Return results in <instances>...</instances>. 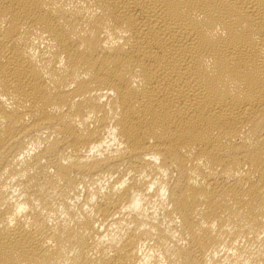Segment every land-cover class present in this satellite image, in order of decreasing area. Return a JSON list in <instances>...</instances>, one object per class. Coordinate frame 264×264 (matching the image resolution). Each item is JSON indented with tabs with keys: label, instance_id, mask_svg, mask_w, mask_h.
<instances>
[{
	"label": "bare ground",
	"instance_id": "6f19581e",
	"mask_svg": "<svg viewBox=\"0 0 264 264\" xmlns=\"http://www.w3.org/2000/svg\"><path fill=\"white\" fill-rule=\"evenodd\" d=\"M0 264H264V0H0Z\"/></svg>",
	"mask_w": 264,
	"mask_h": 264
}]
</instances>
